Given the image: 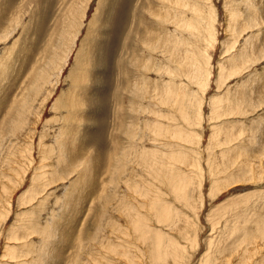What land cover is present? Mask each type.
<instances>
[{"label": "rangeland", "instance_id": "rangeland-1", "mask_svg": "<svg viewBox=\"0 0 264 264\" xmlns=\"http://www.w3.org/2000/svg\"><path fill=\"white\" fill-rule=\"evenodd\" d=\"M145 1L146 4H151L149 5L150 9L147 8L143 15L135 13L136 9H140L141 4ZM198 1L201 9L198 11L200 18V24L198 27L200 31L194 35L188 33L185 38L186 42L190 43L191 48L196 49V51L199 52V59L203 67L201 68V71L198 72V76L203 78L204 73L207 72L206 69L209 65L207 57L210 59L209 61L212 62L213 68L212 80L210 81L205 96L204 107L202 106L204 108L203 111H201V115H203L201 116L200 121H202L198 125L195 124L193 126L195 134H193V138L198 139L199 143L197 142L198 144H195L197 141L195 139L192 142L174 139L176 143L168 145L167 155L165 154L167 159H170L168 154H172L171 159L174 157L173 154H184L182 156L185 161L187 160L184 156L187 157V155H189L188 158H193V160H196V163H199L198 165L193 163L197 168H194L191 165V168L190 166L184 167L187 173L195 171L198 174L196 184H193L194 187L190 185L188 188L191 192H195L193 200L190 201L189 204L175 202V205L178 206L177 209L183 211L184 214H187L190 223L192 220L194 221L191 223L195 229L193 231V227L191 226V230L194 233L192 231L188 232L190 235L186 233L183 237V235L176 233V231H167L169 232V238L179 242V245L182 247V256H184L183 258L181 257L183 260L182 262H179V264H203V259L210 255V252L217 249H233L237 239H239L247 228L254 223L253 220L257 219V217L264 219V77L255 76L259 71L255 70L253 67V70H249L250 72L248 74L250 75L245 78L248 86L244 87L243 85H239L237 88L233 89L229 95L234 96L236 101L241 102L242 104L244 100L249 102V114L246 116V119L248 120L239 121L240 118L238 116L231 117L237 120L234 125L227 122L230 120L228 117H222L219 121L210 120V111L208 107L209 99L219 97L220 93L224 94L223 92L225 91L223 89L227 90L223 87L220 91L221 87H218L216 80L218 78L221 64L226 61V58H228L229 53L226 52V46L235 42L232 33L228 31L230 11L233 12L232 9H235L237 4L241 6L242 2L248 0ZM262 1L264 2V0ZM262 1L256 0L259 10L257 13H254V17L251 15V21L254 24L257 21L260 24L255 25L254 29L264 28V22L259 18V11L264 9V3ZM163 2L164 0H134L131 6L126 7L125 5L124 9L127 13V19L124 24H121V33L120 27L118 26L120 20L119 11L122 6L120 1L113 3L112 0H0V10L6 12L2 17L0 14V29L3 30L0 33L2 34L5 30L16 25L14 26L15 30L13 33L8 34L4 40L0 41V69H2L0 71V156H6V153L9 151H13L15 154L16 147L18 148V152L22 154L20 149L24 145V140H27L28 135L26 130L28 126L25 124L28 121L31 123L30 125L35 124V120H37L36 108L37 110L40 109V107L44 106V102H47L42 115V120L35 124V129L37 128V135L35 137L36 145L33 144L34 156L36 159L35 163L30 166V171L27 173L28 178L24 180L20 188L13 193L10 206L8 205L9 191H7L6 188H2L4 187L2 186L3 183L0 184V195L2 196H0V202L4 206V211L7 212V214L9 213L3 226L2 234L0 235V264H87L90 248H92L93 252H99L102 250L101 248L96 249V246L100 243L102 245H108L103 247L105 249L104 253L108 254L110 252L109 255H112L111 253L114 250V245L120 243L125 237L134 241H132V243L135 245V252L137 257H139V260L141 259L142 262H145L144 264H149L148 248L146 246L144 247V245H141L140 248L136 247L137 244L140 245L142 242L138 239L137 233H133L134 226H132L131 223H127L126 226V222L119 218L120 215H122V218H125L124 216H126L129 211L134 212L133 207H130L131 204L128 203L133 202L135 205H138L137 203L140 205L146 197H140L138 195L134 196L137 194L134 193L133 196L128 198H131L130 200L127 199L126 202H122L121 198L123 196L121 192L124 190H121L122 188H120L119 191L121 192L118 191V193L116 190L119 183L129 177L128 171L136 169L138 161L135 159L140 158V144H138L136 140L139 138V140L143 141L145 145H149L147 147L148 149L157 148L156 145L154 147L153 144H148L150 136L144 128L140 127L144 126V120L141 119L142 116L145 115L146 119H148L150 112L143 111L142 113H138L135 108L139 104L144 103L143 99L142 97L135 98L133 102H131V98L133 95L136 96L139 92L137 88L142 82H144L141 80L142 74H140V71L143 70L142 66L144 63L146 65L148 63L147 51H145L146 44L157 42V45L159 44L161 47L164 45L163 40L158 38L159 35H155L154 38L157 37L156 39H150V34L148 33L150 30L149 27L153 26L155 23V14H153V10L156 8L159 10ZM107 3L108 6L112 7L113 5V11H106L108 17L106 16L105 18L108 20L104 18L106 21H102L103 25L106 24L104 26L106 27L107 40L102 48V56L103 54H107L103 57L104 64L101 66L102 72L104 73V70H106L103 69L105 65H108L109 67L108 71L106 70L108 78L106 91L107 95H109L107 115L103 121L104 123L100 124L98 120L100 119L101 114L105 115V111H100L99 114L97 113L94 119L93 117H90L87 128L89 132L86 137L83 140L80 137L77 142H72L71 148L68 146L66 152V158L68 161L70 154L73 157V161L79 160L81 157L78 156L77 150L79 145L82 142H85L84 150L86 149V152L89 153L84 156V158H87L85 160L90 158L96 161V163L91 171H88L90 177L88 176L87 179H84L88 182V178H92L90 180L93 182V177H95V173L98 172L99 175H97L96 179L97 183L93 184L91 181H89L90 183H86L85 180L81 182L82 184H86V187L88 184L91 185L93 193L87 196V193H89L87 191H91V189L89 185L87 188L83 186L86 190L82 191L79 189V191H77L78 193H76L71 201V204L76 208L73 209V207H71L70 209H67L66 206V231H64L65 227H60V225H62L60 223V225L54 224V227L50 226L49 230L45 231L46 233L42 234L40 238L35 240V243L31 246L27 256H17V253L19 255L22 252L25 254L24 251L26 250V247L29 246L26 241L29 242L32 239V235L27 234L31 231L30 229H27L29 223H34L37 215L42 219V222H45L46 217L44 213L40 215L36 213V208L42 209V204L46 201H44V199H39L41 198L39 194H35V191L39 187V180L32 181L35 169H37L39 165L38 145L40 143V135L43 134L44 130L46 132L53 131V127L56 124L54 115L58 111L57 105L53 107L54 101L65 88L68 89L72 82L77 81L76 75L83 67L81 63H77V66L75 65L76 59L79 57L83 60H87V57L90 56V54L87 53L88 49L89 51L91 50L90 43H88V41L85 42V39L88 37V29L90 24H93L92 26H95L94 28H96V30L98 29L99 23L97 21H100L104 17L101 15V11L104 12L103 7H105ZM128 3L129 1L126 2V4ZM260 13L264 14V10ZM231 19L232 22H235L232 16ZM242 22L244 29H247L243 20ZM107 24H109V30H107ZM146 27H148L149 30ZM29 28H31V30ZM116 29L121 33L118 41H114L117 38V32H115ZM176 29L178 28L172 26V31H175ZM214 29L218 36L214 34ZM260 33L261 34L255 36L254 44L256 51H260L264 48V32ZM9 35L10 37L8 38ZM239 39L240 44L244 43L245 40L243 37H240ZM174 41L175 37L172 38L170 42L166 43V56H159V58L169 66L170 70L177 74L178 71H176V66L178 65V60L181 59V62L184 63L185 59L183 52L178 53L175 51L173 46ZM233 51H235V49L231 50V52ZM80 52H83L85 55L88 54V56L86 55L85 57L84 54V56H79ZM46 54L48 55L46 56ZM111 54H114V56H111ZM99 55L101 57V54ZM169 58H171V60H168ZM105 62L107 63L105 64ZM154 62H156V60H154ZM182 63H180V72H182L181 75H183V77H181L184 81H182L183 87L180 88V90L183 93H192L194 90H198L196 84L193 85V89L190 86V77H188V74H190L192 67L190 64L182 65ZM263 66L264 61H261L258 68H262ZM40 70H43L44 73L41 74V76L46 73L48 74L46 75L48 76L47 79H49L50 83L45 79V82H43L44 84L42 83L43 86H41L42 89L34 90L41 82V78H38ZM223 70L225 72L228 71L226 63L225 69ZM59 71H61V74ZM171 74L173 73L171 72ZM52 78L54 81L56 80V82H58V86L56 91L48 100H46L45 98L50 89L49 87L54 83ZM154 79L156 78L154 77ZM235 80L236 79L231 78L225 83V85L231 88L234 85ZM89 83L91 82L89 81ZM144 84L145 90H148V92L150 91L149 94L152 95L154 88L152 90L147 82H144ZM170 85H168L169 88L172 87ZM238 89L239 91H237ZM29 99H31V102ZM31 104H33V110L31 109ZM91 104L92 107L94 106L97 108L95 103ZM148 104L150 107H157L153 100H148ZM54 108H56V110ZM85 109L86 107L83 108V110ZM96 110L98 111L99 107ZM9 112H11L10 116H8ZM165 112H167V110ZM254 116H256V118H253ZM18 119H20L21 122ZM6 121H9L8 126H11L8 134V129L5 130ZM179 122L184 123L181 119ZM170 123L173 125L171 128H174L175 125L173 124V120L170 121ZM223 126L228 133L230 127H236V129L233 131L230 144L224 143L225 140L218 145V140L221 135L218 136L216 133L217 137L213 136V140V129L218 131L219 129L221 130L220 127ZM101 127L103 129L102 135L100 131ZM216 127L219 128L217 129ZM173 136L174 134L171 135V139H173ZM185 144L188 146L185 147ZM192 146H194L195 149L192 148ZM165 147L166 145H164V148ZM180 147H182V149ZM187 148H191L192 151L188 150L189 152H187ZM220 148H223L224 150L227 149L228 152L227 157L230 163V169L227 173L230 170L233 171L237 167H240L241 169L245 168L246 172L248 171L247 173H250L249 177L246 178V181L237 178L238 181H241L237 182V180H235V182L234 179L236 178L232 177H230L229 181L228 179L225 180L227 176H225L224 173L218 174L219 169L212 174L213 163L215 164L216 162L214 154L218 152ZM103 154L104 160L102 162ZM247 154H249V156ZM99 159H101V162ZM69 162L72 164L71 161ZM98 163H102L104 169L102 168V165L97 167ZM84 164L86 170L87 163ZM142 165L144 166L143 162ZM258 165H260L261 169L260 173H258L259 176L256 172ZM166 167L168 168L167 170L170 171L169 173H165L164 176L169 175L171 178L175 170L174 168L169 169L168 166ZM143 168L144 171H142L141 174L146 173V168L148 167H139V170L141 171ZM22 171L23 170H21V172ZM252 174L253 176H251ZM15 175L20 179L23 172L22 174H14V176ZM125 175H128V177ZM198 177L203 179L201 187L198 185ZM42 181L40 180V183L43 185L44 183ZM149 183L150 184L147 186L150 187L149 185H151L152 189L156 190L154 194L162 197V199H159V197L154 196L160 201H157L158 199L155 200V204L161 203L162 201V203H166L164 204V207L169 208L166 206H169L174 202V197L169 188H166V191L162 188L163 191H165L162 192L158 181H150ZM11 185H14V183L12 182ZM214 185L215 187L212 188ZM161 187H163L162 184ZM200 188L203 191L202 194L199 192ZM95 189H97L96 193ZM144 189L147 191L146 188ZM169 191L170 193H168ZM30 192L34 194L32 198L31 195H29L31 194ZM108 194L109 196H107ZM126 194L128 196L131 195L128 191ZM196 195L201 198L199 199ZM20 196L21 199L19 198ZM100 196L102 198H100ZM194 198L196 200H194ZM24 200L26 202H24ZM109 201L110 203H108ZM36 203L38 204L36 205ZM46 207L47 205L45 208ZM48 208L49 207L46 209L48 210ZM115 208H117L116 211ZM8 210H10V212H8ZM29 213H32V215ZM136 213H139L140 216L145 215L147 219L150 216H154L150 215L149 206L148 208L143 209L138 206ZM106 214H110V217H108V215L106 216ZM253 217H255V219ZM153 219L154 218H152V220ZM111 220L120 225H116V229H114V225H111V227L113 226L112 228L108 226L112 237H114V245L107 244V238L102 234L104 224H106L107 221L109 224H112ZM120 222H124L126 227L124 229L125 232L122 231ZM151 223L157 227L156 222ZM245 224L248 225L246 230ZM55 227L56 234L53 233ZM71 227H73L72 230ZM127 227L129 228V231ZM15 235L19 236V239H15ZM187 235H189V237ZM87 236L88 238H86ZM161 238L165 239L166 237L162 235ZM97 243L99 244L97 245ZM251 246L252 244H250V247ZM8 248L11 249L8 251ZM9 252H14V254H9ZM25 259H27V262H23Z\"/></svg>", "mask_w": 264, "mask_h": 264}, {"label": "bare ground", "instance_id": "bare-ground-1", "mask_svg": "<svg viewBox=\"0 0 264 264\" xmlns=\"http://www.w3.org/2000/svg\"><path fill=\"white\" fill-rule=\"evenodd\" d=\"M119 1L122 6L119 11L120 20L118 22V26L120 27V30L122 33L121 24L122 23L124 24L127 19V13H126V10L124 9V6L125 5L126 7L131 6L134 0H112L113 3L119 2ZM127 1H129L128 4H126ZM198 3H199L198 0H164L159 10L157 8L153 10V14H155L154 15L155 23L153 26L149 27L150 30L148 27H146L149 30V32L148 30L147 32L150 34L149 35L150 39H156L157 37L154 38L155 35H159L158 38L163 40L164 45L161 47L159 44L157 45V42L155 43L150 42L146 44L145 51H147L148 63L147 65L144 63V65L142 66L143 70L140 71V74H142L141 80L144 81L145 83L147 82L149 87H151L152 90L154 88V90H153L152 95H150L149 94L150 91L148 92V90H145V84L144 82H142V84L137 88L139 92L136 94V96L133 95L131 98V102H133L135 98L142 97L143 99L144 103L139 104L135 108V110L138 111V113H142L143 111L150 112V115H148V119H146L145 115L142 116L141 119L144 120V126H140V127L144 128L148 132V135L150 136V141L148 142V144H151V145L153 144L154 147L156 145L157 148L148 149L147 147L149 145L148 146L145 145L143 141L139 140V138L136 140V142L140 144L139 145L140 147L139 155L141 159L140 158L135 159L138 161L136 169L128 171L129 177L128 175H125L128 178L125 179L123 182H120L119 185L117 183L118 186L116 185L117 186L116 191L118 193L120 188H122L121 190H124L123 192L119 191L122 193V196H123L121 198L122 202L124 201L126 202V200L129 197L133 196L134 193H137L134 196L136 195L140 197L145 196L146 199H144V201L140 203V205L139 203H137L138 205H135V203L133 204V202L128 203V204H131L130 207H133L134 212L129 211L127 215L124 216L125 218H122L121 217L122 215L120 216L117 215V216H119V218H121L122 221L126 222L125 224L126 226H127V223H131V225L134 226L133 233H137L138 239L140 240V242H142L140 243V245L137 244L136 247L140 248L141 245H144V247L146 246L148 248L149 264H179V262H182L183 259H181V257L183 258L184 256V255L182 256L183 254L182 247L179 245V242H176L174 239L169 238V232L167 231H176V233H180V235H183L184 237L186 233L189 234L188 232L195 230L191 224L193 220L190 223V221L187 218V214H184L183 211L178 210L177 209L178 206L175 205V202H178V203L183 202V203L189 204L190 201L193 200L195 192H191L190 189L188 190V188L190 185L194 187L193 184L194 183L196 184V179H197L198 174L195 171L193 172L192 170H191L192 173H187L184 167L186 166L188 167L191 165L194 168H197L195 167V164H193V163H196V160H193V158H188L189 155H187V157L184 156L185 159L187 160L185 161L182 156L184 154L179 155L178 152H177L178 154H173L174 155L173 159H171L172 154L170 155L168 154V157H170V159H167L165 154L167 155V146L170 144L176 143L174 139H180L182 141L186 140L187 142L188 141L192 142L195 139L197 140L195 144L199 143L198 139L193 138V134H194L193 126L195 124L198 125L202 121V120L200 121V118L203 115V114L201 115L202 113L201 111H203L204 109L203 105H204V101L206 98L205 97L206 93L210 85V81L212 80L213 68H212V62H210L209 61L210 59L207 57L208 64H209L206 69L207 72L204 73L203 78L198 76V72H200L201 68L203 67L199 59V52H197L196 49H192L190 46V43L186 42V38H185L188 33H191L192 35H194L200 31L198 27V25L200 24V18L198 15V11H200L201 9ZM147 4H146V1L142 3L140 9L139 8L136 9L135 13L143 15L145 11L147 10V8L150 9L149 5L151 4L150 3H147ZM112 7L108 6V3L105 5V7H103L104 12L101 11V15L104 17L100 21H97L99 23L97 30L96 28H94L95 26H92L93 24H90V27L88 29V37L85 39V42L88 41V43H90L91 50L89 51L88 49L89 52L87 51V53H89L90 56L86 54L88 56L87 60L85 59L83 60L77 57L75 65L77 66V63H81L83 67L80 71H78L76 75L77 81L72 82L70 85L68 84L69 85L68 89L65 88L63 92L58 96V98H56V100L54 101L53 107L57 105L58 111L54 115L56 124L53 127L54 128L53 131L46 132L44 130L43 134L40 135V143L38 145L39 165L37 169H35V174L33 175L32 181L39 180V187L37 188L36 191L35 190L34 191L36 192L35 194H39V196H41V198L39 199H44V201H46L45 203L42 204L43 206L42 209L36 208L37 209L36 213H38L39 215L44 213L46 217H45V222H42L41 221L42 219L36 214L37 216H36V219L34 218L35 219L34 223L33 222H31V224L29 223L27 229H30L31 231L28 232L27 234L32 235L31 237L32 239L29 242L26 241V243H28L29 246L26 247V250L24 251L25 254L23 252L20 255L17 253V256H27L28 252L30 251L31 246L35 243V240L40 238L42 234L46 233L45 231H48L50 226L54 227L53 226L54 224H59V223L62 224V225L59 224L60 227L62 226L64 228L65 226H67L66 219H65L67 209H70L71 207H73V209L76 208L75 206L71 204L72 198L75 197L79 189L84 191L89 185L88 184L86 187L85 186L86 184H82L81 182L87 179V177L90 175V173L88 174V171H91L96 161L90 158L88 160H85L87 158H84V156L88 153L86 152V149L84 150L85 142H82L78 147L77 154L78 156L81 157L79 160L73 161L72 155L71 154L69 155V161H71L72 164L67 160L66 152H67L68 146L71 148L72 142H77L80 137L82 138V140L86 137V135L89 132L87 128H88V122H89L90 117H93L94 119L97 113L99 114L100 111H105V115L101 114L100 119L98 120L100 124V123H104L103 121L107 115V105L109 102V95H107V91H106V85H107L106 83L108 82L106 70L108 71L109 67L108 65H105L103 69H106V70H104L105 71L104 73L102 72L101 66L102 64H104L103 57L104 55L105 56L107 55V54H103L102 56V48L104 46L103 44L107 42L106 27L104 26L106 24L103 25L102 21L104 20L105 22L106 20H108L105 18L108 15L106 11H109V12L113 11ZM24 8H27V7H24ZM232 10L233 12L230 11V16H229L230 21H229L228 31L232 33L233 37L235 38V42L230 43L226 46L227 47L226 52L229 53L228 58H226V61L221 64L220 71L218 73V78L216 80L218 87H221L220 91L222 90L223 87L226 88L227 90L223 89L225 91L223 92L224 94L220 93L219 97L209 99L208 107L210 111V116H209L210 120L219 121L222 117L223 118L228 117V119L230 120H228L227 122L234 125V123H236L237 120L231 117L238 116L240 118L239 121L248 120L246 119V116L249 114V110H248L249 102L247 100H244L243 104L241 102H237L234 96H229L231 94V91H233V89L237 88L239 85H243L244 87L248 86L247 80L245 78H247L250 75L248 73L251 71L253 67L255 68V70L259 71L258 74H256L255 76L264 77V66L262 68H258V65L260 64V62L264 61V48L261 49L260 51H256L255 44H254L255 36L257 34L258 35L261 34L260 32L263 33L264 28L254 29L255 25H260V24L257 21L255 24L251 21V15L252 17H254V13H257L259 10L256 0H248V1L242 2L241 6L237 4L236 8L235 9L233 8ZM261 11H259V18H261L264 22V14H261L260 13ZM5 13H6L5 11L2 12L0 10L1 17L4 16L3 14ZM231 16L233 17L235 22H232ZM240 19L244 21V25H246L247 29H244L243 22ZM206 23H207V20H206ZM14 26L5 30L4 33L2 34L0 33V41L4 40V38L8 34L13 33V31L15 30ZM108 26L109 24H107V30H109ZM172 26L177 27L179 30L176 29L175 31H172ZM104 27H105V30H104ZM29 29L31 30V28ZM1 31L3 30L0 29V32ZM115 32H117V38L114 41H118L121 36V33L118 31V29H116ZM213 32L216 36H218L215 29L213 30ZM9 37L10 35L8 36V38ZM174 37H175V41L173 44L174 49L178 53L183 52L184 59H185L184 63L181 62V59L178 60V65L176 66V71H178L177 74L174 71L170 70L169 66L164 61H162V59L159 58V56H166L165 55L166 54V43L170 42V40ZM240 37H243L245 40L244 43L242 44H240V39H239ZM234 49L235 51L231 52V50H234ZM98 52L99 54H101V57L98 54ZM83 54H84L83 52H80L79 56ZM47 55L48 54H46V56ZM111 56H114V54H111ZM2 59H3V56H2ZM154 60H156V62H154ZM168 60H171V58H169ZM106 63L107 62H105V64ZM180 63H182V65H189V64L191 65L192 70L190 71V74H188V77H190L189 79L190 86L193 89V85L196 84L198 90L196 89L192 93L191 92H188V93L181 92L180 88L183 87L182 81L184 80H182L183 75H181L182 72H180V65H181ZM225 63L228 68V71L226 72L223 70L225 69ZM1 70L2 69H0V71ZM59 72L61 74V71ZM171 72L173 74H171ZM41 74H44L43 70L39 71L38 78L39 77L41 78V82L38 84V86L34 90L40 89L41 86H43L42 83L45 82L44 81L45 79L48 80L49 82V79H47L48 74L46 73L47 75L45 74L43 76H41ZM154 77L156 79H154ZM231 78H234L236 80H235L234 85L231 88H229L227 87V85H225V83ZM89 81L91 83H89ZM202 81L206 83H203ZM168 85L172 87L169 88ZM57 86H58V82H56L55 80L54 83L51 85V87H49L50 89L47 92V97L45 98L46 100H48L50 96L56 91ZM237 91H239V89ZM148 100H153L157 107L151 106L152 107L151 108L150 105L148 104ZM29 101L31 102V99H29ZM91 103H95L97 108H95L94 106L92 107ZM46 104L47 102L45 101L43 107H40V109L38 110L36 108L37 120H35L36 121L35 124H37L39 121L42 120V115H43ZM85 107L86 109L83 110V108ZM98 107H99V110L97 111L96 109H98ZM31 109L33 110V104H31ZM54 109L56 110V108ZM166 110L167 112H165ZM10 114L11 112H9L8 116H10ZM253 118H256V116H254ZM180 119L184 123L179 122ZM172 120H173V124L175 125L174 128H171L173 127V125L170 123V121ZM8 122L6 121V127H5V130L8 129L7 134L11 127V126L10 127L8 126ZM30 124L31 123L29 121L26 122L25 124L26 126H28L26 128L28 135H27V140H24V145L20 149L22 151V154L18 152V148L16 147L15 154L13 151H9L6 153V156H0V184L3 183L2 186L4 187L2 188H6L7 191H9V195H8V198H9L8 205L9 206L12 203L13 193L16 192L22 185L23 181L28 178L27 173L30 171V166L33 163H35V160H36L34 156L33 144H35L37 128L35 129V126H36L35 124L33 125H30ZM163 124H170V125H163ZM216 128L218 129L219 127H216ZM220 128L221 130L219 129L218 131H215V129H213L214 131L212 134L213 140L217 133L218 136L221 135V137L218 140V145H220L225 140L226 141L224 143L230 144V140L233 136V131L236 129V127H230L229 133L226 132L224 126ZM100 131L102 135L103 134L102 127L100 128ZM173 134H174L173 139H171V135ZM250 142H247V143H250ZM164 145H166L165 148H164ZM185 145H186L185 147L188 146L187 144ZM194 146H192V148L195 149ZM180 148L182 149V147ZM188 148H187V152L192 151L191 148H190L191 150ZM224 148H227V147H224ZM185 151H186V148H185ZM227 155H228L227 149L224 150L223 148H220L218 152L214 154V158L216 162L215 164L213 163L212 174L216 170L219 169L218 174L224 173L225 176H227L225 180L228 179L229 181L230 177H232V178H236L234 179V181L237 180V178L241 180L244 179L246 181V178L249 177L250 173H247L248 171L246 172L245 168L241 169L240 167H237L233 171L230 170L227 173V171L230 169V163L228 161ZM247 155L249 156V154ZM103 160H104V154L102 157V162ZM99 161L101 162V159H99ZM142 162L144 163V166L142 165ZM84 163H87L86 170H85ZM196 164L198 165L199 163H196ZM101 165H102V168L104 169V166L102 163H98L97 167H100ZM145 166L148 167L146 168V173L141 174V172L144 171V168L140 171L139 167L141 168ZM166 166H168L169 169L174 168L175 170L171 178L169 175L164 176L165 173H169L170 171V170L169 171L167 170L168 168ZM115 169H118V168H115ZM21 170H23L22 171L23 175H21L20 179H18L17 175L14 176V174H18V175L22 174ZM256 170H257L256 171L257 175L259 176L258 173H260L261 171L260 165H258V168ZM97 175H99L98 172L95 173V177H93V182L90 180L92 178H88V180L91 181V183L93 184L97 183L96 181ZM251 176H253V174ZM40 180L45 181V182L42 181L44 183L43 185L40 183ZM198 180H199L198 185L201 187L203 183L202 181L203 179H200L198 177ZM241 180L239 181L237 180V182H240ZM150 181H158L159 187L162 190V192H165L166 188H169V190L171 191V194L174 197V202L171 201L173 203L170 204L169 206H166L169 208H165L164 204L166 203H162V201L161 203L155 204V200L158 199V198L156 199V197H159V199L160 198L162 199V197L154 194L156 190H153L151 185H149L150 187L147 186L148 184H150L149 183ZM234 181H231V182H234ZM12 182L14 183V185H11ZM88 182L86 181V183ZM161 184L163 185V187H161ZM225 185H226V182H225ZM83 186H85L86 188H84ZM89 187L90 189L92 188L91 185H89ZM213 187H215V185L212 186V188ZM144 188H146L147 191ZM162 188H164L165 191H163ZM96 190L97 189H95V193H96ZM127 191L131 195L128 196L126 194ZM170 191L168 193H170ZM87 192H89L87 193V196L93 193L92 189L91 191L88 190ZM199 192L200 194L203 193L201 188ZM30 193L31 194L29 195H31V198H32L34 194H32V192ZM107 196H109V194ZM19 198L21 199V196ZM100 198L102 197L100 196ZM198 198L200 199L201 197L199 196ZM159 199L157 201H159ZM164 200H165V197H164ZM194 200L196 199L194 198ZM24 202L26 201L24 200ZM108 203H110V201ZM37 204L38 203H36V205ZM46 205L47 207H49L48 210L46 209L47 207L45 208ZM66 206H67V209H66ZM138 206H140V208L142 209L148 208L149 206L150 215H154L153 217L152 216L150 217L154 219L152 220V218L150 217L147 219L145 215L140 216L139 213H143V212L136 213V209H138ZM3 208L4 206L0 202V235L2 234L3 226L9 216V213L7 214V212H5ZM116 209L117 208H115V211ZM8 212H10V210H8ZM29 214L32 215V213H29ZM107 215L108 214H106V216ZM248 215H247V218H248ZM108 217H110V214L108 215ZM253 218L255 219V217ZM111 221H112V224H109L108 221L106 224H104L102 234L103 236H106L107 244L114 245L115 244V241L113 239L114 237H112L111 231L108 229L109 228L108 226L111 227V225H114V229H116L115 227L116 225H119V223L113 220ZM253 221L254 223L251 224L248 228H247L248 225L245 224V230L246 228L247 230L244 232V234L239 239H237L236 243L234 244L233 249H230V250L217 249L213 252H210V255L206 256L203 259L204 260L203 264H264V219L257 217V219ZM151 222H154V223L156 222L157 227L154 226ZM120 223H121L122 231L125 232L124 229L126 227L124 225V222L123 223L120 222ZM191 226L193 227V229L191 228ZM72 228L73 227H71V230ZM64 229L63 230L66 231V227ZM127 229L129 231L128 227ZM131 230H132V227H131ZM53 233L56 234V227L55 229H53ZM162 235L166 238L165 239L161 238ZM189 235L187 236L189 237ZM88 236L86 238H88ZM14 237L15 239H19V236L17 235H15ZM132 241L129 238H126V237L123 238L120 243H117L114 245V250L111 253L112 255H109L110 252L108 254L104 253L105 249L103 247L108 246V245H102L101 243L100 244L97 243V245L99 244L98 245L99 247L96 246V249L101 248L102 251L93 252L92 248H90V251H89L90 254L87 259V264L88 263L89 264H144L145 262H142L141 259L139 260V257H137L136 252H135V245L132 243ZM250 244H252L251 247H250ZM9 249L11 248H8L7 250L9 251ZM9 254H14V252H11V253L9 252ZM234 259H236L237 261ZM23 262H27V259L23 260Z\"/></svg>", "mask_w": 264, "mask_h": 264}]
</instances>
